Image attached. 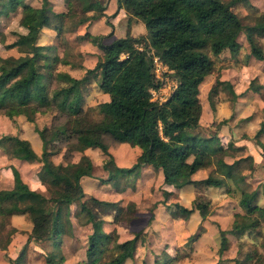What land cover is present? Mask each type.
I'll list each match as a JSON object with an SVG mask.
<instances>
[{
    "label": "trees",
    "instance_id": "trees-1",
    "mask_svg": "<svg viewBox=\"0 0 264 264\" xmlns=\"http://www.w3.org/2000/svg\"><path fill=\"white\" fill-rule=\"evenodd\" d=\"M77 1L82 10L96 13L91 14L90 18L99 17L105 9V3L101 0ZM239 2L251 7L248 0H115L117 8H124L144 24L146 34L139 37L128 34L109 43L101 41L103 36H80L81 39L88 37L101 51V56L92 68L86 69L85 76L76 78L67 72H55L58 63L67 64L68 61L49 55L47 50L50 46L37 42L41 29L49 21V0H42L41 7H34L25 0H0V16L21 7L20 24L25 28V32L17 33L14 40L5 44L21 54L0 56V110L12 118L26 114L25 107L30 102H36L35 109L40 110L51 101H55L61 111L69 110L70 116L65 125L52 132L49 139L56 141L59 136L64 140L74 139L71 149L76 151L98 148L107 157L102 163L107 178L101 181H114L143 166L160 170L163 182L176 188L190 184L220 187L226 184V178L243 181V175L237 176V159L230 163L219 159L217 174L209 173L199 179L192 177L198 169L211 162L214 141L219 140L216 134L207 137L194 134L200 125L199 84L213 69L212 56L234 47L239 34L243 32L251 54L264 58L252 36L256 23L245 25L232 9ZM154 57L170 70L165 75L176 82L172 92L162 101L152 98V91L163 84L153 71ZM26 66L30 67L28 75L21 77ZM96 75L99 76L100 90L108 95L105 105L111 118L106 126L88 120L82 114L80 104L79 86L88 81V76ZM55 78L68 85L51 87ZM219 85L235 96L229 81L216 80L207 96L213 110ZM262 131L264 122L256 135ZM37 132L42 141L40 154L32 148L29 140L16 136L12 156L26 162L48 163L52 150L43 131ZM106 134L116 143H127L140 149L130 167L115 163L108 151V141L103 140ZM256 144L264 149V143L256 140ZM189 155H192L191 161L187 160ZM69 165L60 163L58 169H46L43 180L48 185V194L30 188L22 180L18 169L11 166L13 185L10 189H0V234L11 215L25 214L32 222L27 240H50L54 251L45 256L46 262L64 264L60 247L62 235L69 223L70 204L78 202V212L85 213L87 221L92 224V232L87 238L84 258L74 264H123L132 258L133 250L141 240L140 232L119 242L116 229L102 231L94 209H112L114 223L130 221L135 214L134 203L123 206L120 201L85 197L80 178L91 175V166L86 164L72 175L64 169ZM243 193L240 199L244 209L241 223L231 230H218L220 253L228 248V233L250 231L264 222V205L253 203L256 190ZM171 207L184 217L195 209L202 218L208 213V202L202 199H194L191 207L178 202L168 205L169 209ZM199 235L200 231L189 235L186 243L196 240ZM0 246L5 248L6 245L3 243ZM24 255L25 248H22L12 264H21ZM160 256L161 259L156 258L154 264H169L177 257L166 250Z\"/></svg>",
    "mask_w": 264,
    "mask_h": 264
},
{
    "label": "rangeland",
    "instance_id": "rangeland-1",
    "mask_svg": "<svg viewBox=\"0 0 264 264\" xmlns=\"http://www.w3.org/2000/svg\"><path fill=\"white\" fill-rule=\"evenodd\" d=\"M41 1L25 0L34 7H41ZM101 1L105 3L103 13L90 18L91 14L96 13L82 10L77 0H49V21L41 29L37 42L50 46L47 50L49 55L68 61L67 64L58 63L55 72H67L73 77L82 78L86 75V69L92 68L100 59L101 51L88 37L81 39L82 35L103 36L101 41L109 43L128 34L135 37L146 34L144 24L124 8H117L115 0ZM248 2L251 7L239 2L232 9L245 25L256 23L252 36L264 57V0ZM20 17L21 7L0 16V56L21 54L15 48L5 46L15 39L17 33L25 32ZM212 59V71L199 84L200 125L194 134L202 137L216 134L219 140L214 141L211 162L198 169L192 177L199 179L209 173H216L219 159L229 163L237 159V176L243 175V181L226 178V184L220 187L190 184L176 188L165 184L161 171L151 166L140 167L114 181H101L107 178V172L102 167L107 157L98 148L76 151L71 149L74 139L64 140L62 136L56 141L49 139L52 132L65 125L70 116L69 110L61 111L56 102L51 101L40 110L35 109L36 102H30L25 107L26 114L12 118L0 110V189H10L13 185L11 166L18 169L22 180L30 188L48 194V185L43 180L47 168L58 169L60 163H70L64 169L73 175L78 168L90 164L91 175L80 178L85 197L120 201L123 206L130 202L135 205V214L130 221L116 223L112 221V209H94L102 231L116 229L119 242L140 232L141 240L133 250L132 258L123 264H154L155 260L161 259V252L165 250L171 256H177L169 264H264V222L250 231L228 233V248L223 253L218 251V230H231L243 219L244 209L240 205L243 192L256 190L253 203L264 205V149L256 144V140L264 143V131L256 135L264 122V58L251 54L245 34L241 32L234 47L223 50L219 55L212 56ZM29 70L30 67L26 66L20 76H27ZM153 71L163 84L152 91V98L165 100L176 82L165 75L170 70L156 57L153 58ZM216 80L229 81L235 96L219 85L213 110L207 96ZM98 83V75L88 76V81L79 86L80 104L82 114L88 120L106 126L111 118L105 105L108 95L100 90ZM67 85L56 79L52 81L51 87ZM253 86L258 89L254 90ZM39 130L43 131L49 142L48 147L52 150L48 163L25 162L12 156L16 136L29 140L32 148L40 154L42 141L37 132ZM103 140L108 141V151L118 166L130 167L140 152L137 146L116 143L107 134ZM191 159L192 155H189L187 160ZM194 199L208 202V213L204 218L196 209L184 217L175 213L173 207L168 208L175 202L191 207ZM78 209V202L70 204L69 223L60 246L64 264H74L84 258L87 238L92 232V224L87 221L85 213H79ZM31 230L32 222L25 214H13L7 219L0 234V241L6 245L5 248L0 246V264H12L22 248H25V255L21 264H49L45 256L54 251L52 242L27 240ZM198 231L200 235L197 239L186 243L188 236Z\"/></svg>",
    "mask_w": 264,
    "mask_h": 264
},
{
    "label": "crops",
    "instance_id": "crops-1",
    "mask_svg": "<svg viewBox=\"0 0 264 264\" xmlns=\"http://www.w3.org/2000/svg\"><path fill=\"white\" fill-rule=\"evenodd\" d=\"M19 160V159H18ZM22 161V160H21ZM26 162V161H25ZM160 171V170H159Z\"/></svg>",
    "mask_w": 264,
    "mask_h": 264
}]
</instances>
